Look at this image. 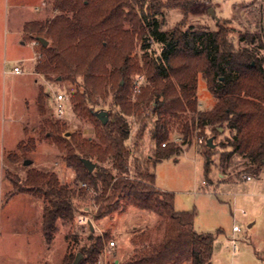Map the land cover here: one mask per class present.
<instances>
[{"label":"trees","instance_id":"obj_1","mask_svg":"<svg viewBox=\"0 0 264 264\" xmlns=\"http://www.w3.org/2000/svg\"><path fill=\"white\" fill-rule=\"evenodd\" d=\"M198 1L54 0V16L25 22L23 43L40 37L48 41L47 45L39 41L41 57L35 73L75 85L70 95L73 111L95 126L94 138L81 132L65 136L58 126L51 133L65 152L66 165L76 174V187L62 183L55 172L34 168L20 184L12 179L15 190L9 197L27 193L44 200L42 222L47 243L53 241L60 220L71 227L75 222L78 207L73 199L93 189L99 192L96 218L124 211L128 205L159 215L154 228L131 237L135 248L124 264H211L217 235L195 229L196 210L176 209L174 193L156 186L154 169L159 161L181 151L174 142L167 143L172 129L186 142L198 128L211 147L201 152L206 157L204 173L209 181L210 158L215 151L212 137L219 124L233 130L223 144L230 149L220 152L222 165L235 153L247 160L250 170L264 165V35L242 34L248 45L236 48L227 19L218 22L216 31L185 28L188 12ZM170 8H185L186 13L173 28L164 29L158 16ZM257 38L259 45L255 46ZM152 40L160 44V53L146 56L140 65L134 52L139 44L149 48ZM136 73L143 74L147 83L137 87ZM201 75L216 99L208 110L198 109ZM45 94L42 88L43 107ZM144 105L156 115L152 136L157 150L152 157H135V175L131 177V128L126 116L142 113ZM101 111L110 117L106 123L99 117ZM210 127L214 128L209 137ZM145 128L143 124L135 136L137 151ZM210 138L214 146L209 144ZM27 147L20 144L22 150ZM15 155H11L14 161ZM84 159L98 163L90 171ZM107 160L112 169L100 164ZM109 237L108 231L104 236L90 235L91 242L80 248L83 258L78 264H97ZM76 256L69 248L62 264H74Z\"/></svg>","mask_w":264,"mask_h":264},{"label":"rangeland","instance_id":"obj_2","mask_svg":"<svg viewBox=\"0 0 264 264\" xmlns=\"http://www.w3.org/2000/svg\"><path fill=\"white\" fill-rule=\"evenodd\" d=\"M206 1L199 0L193 4L185 28L193 26L216 31L218 22L227 19L233 27L230 38L236 48L248 45L242 34L264 35V0ZM53 2L0 0V264H62L69 248L78 254L80 248L91 242L90 235L104 236L107 231L110 232L109 241L115 240L116 245L107 249L104 246L97 264H124L135 248L131 237L144 229L154 228L159 220L157 213L128 205L124 211L96 218L100 203L95 197L99 192L91 189L86 196L73 199L78 209L72 227L60 220L53 241L47 243L42 222L44 200L27 193L8 196L10 191L15 190L12 179L20 184L31 168L55 172L62 183L76 187L73 182L76 174L66 165L65 152L51 136L56 126L63 129L65 136L81 132L85 137H95V126L73 111L70 95L75 91V85L35 73L37 62L33 55L39 51V45L33 46L32 41L22 43L24 22L54 16L57 11ZM209 7H214L218 18L208 13ZM185 13V8H170L164 15H159L158 20L162 28H173ZM150 42L149 48L139 44L134 52L140 65L146 56L160 53V44L153 40ZM253 45H259L258 38ZM5 58L9 60L8 63H4ZM16 64L22 67V73L4 72V69L10 70ZM133 77L137 87L147 83L143 74L136 73ZM42 88L46 93L44 107L40 100ZM55 92L67 96V110L63 115H58L55 110ZM198 102L200 110H208L216 102L202 75L198 81ZM114 109L118 107L114 106ZM126 120L131 128L128 143L132 150L129 164L133 177L135 157L138 154L152 157L156 153V141L152 136L156 115L144 105L142 113L133 112L126 116ZM143 124H146V128L138 153L134 141ZM223 127V131L216 127L215 136L212 137L215 151L210 158L212 170L209 181L204 173L206 157L201 153L211 148L206 145V136H202L196 128L192 136L183 142L184 136L174 128L167 143L174 142L181 147V151L156 164L155 183L158 188L174 193L176 209L196 210L194 224L198 232L217 235L213 242L211 264H264V165L260 169L250 170L247 160L237 153L222 165L220 152L230 149L229 146L224 148L223 144L233 135L232 129L226 125ZM213 128L207 130L209 137ZM21 143L28 147L22 150ZM12 153L17 156L15 161ZM26 159H30L31 164L26 165ZM100 164L112 169L110 160ZM247 176L252 178L247 179ZM78 214L91 219L94 229L89 223H80ZM234 225L240 229L234 230ZM41 230L43 242L40 245L37 239L41 238ZM31 237L34 243L29 241ZM36 253L42 255V260L35 261Z\"/></svg>","mask_w":264,"mask_h":264},{"label":"built area","instance_id":"obj_3","mask_svg":"<svg viewBox=\"0 0 264 264\" xmlns=\"http://www.w3.org/2000/svg\"><path fill=\"white\" fill-rule=\"evenodd\" d=\"M204 2L206 3L207 1L204 0ZM31 44L33 46L38 45L39 44V40H34L31 42ZM41 57V52L37 51L35 53V55H33V59L37 62ZM9 60L5 59V63H8ZM4 72H12L15 74H20L23 72L22 67L20 65H14V67H12V69L7 70L4 69ZM66 100H67V96L64 95L62 92H55L54 93V102H55V110L57 112L58 115H63L66 110H67V106H66ZM200 142H203V139H200ZM166 143H164L165 145ZM247 179H251V176H247ZM245 213V211H243ZM77 219L80 223H89L92 222L91 219H89L86 215L83 214H78L77 215ZM234 230H239L240 227L238 225H234ZM105 248H109V247H114L116 245V241L115 240H110L108 243L105 244Z\"/></svg>","mask_w":264,"mask_h":264},{"label":"water","instance_id":"obj_4","mask_svg":"<svg viewBox=\"0 0 264 264\" xmlns=\"http://www.w3.org/2000/svg\"><path fill=\"white\" fill-rule=\"evenodd\" d=\"M208 13H210L211 16L214 17V18H218L217 15H216V11H215L214 7H209V8H208ZM39 41H40L43 45H47V44H48V41H47L44 37H40V38H39ZM99 117L101 118V120H102L103 123H106V122L108 121V119L110 118V117L107 115V112H106V111H101V112L99 113ZM217 129H218L219 131H223V130H224L223 124H219L218 127H217ZM69 134H70V132L67 133V135H69ZM209 144H210L211 146H214V144L212 143V138L209 139ZM31 162H32V161H31L30 159H26V160H25V164H26V165L31 164ZM84 163H85L86 167H87L90 171H92V170L95 168V164H94V162H92L90 159H84ZM89 224H90V227H91L92 229H94V225L92 224V222H89ZM82 258H83V254H82L81 252H79V253L77 254V256H76V259H75V261H74V264H78L79 261H80Z\"/></svg>","mask_w":264,"mask_h":264},{"label":"crops","instance_id":"obj_5","mask_svg":"<svg viewBox=\"0 0 264 264\" xmlns=\"http://www.w3.org/2000/svg\"><path fill=\"white\" fill-rule=\"evenodd\" d=\"M27 21H29V20H27ZM24 24H25V22H24ZM24 24H23V27H24ZM23 33V32H22ZM23 43V42H22ZM23 44H25V43H23ZM5 59H7V58H5ZM5 59L3 60L4 61V63H5ZM251 178H252V176H251ZM16 195H18V194H15L14 196H16ZM13 196V197H14ZM142 216H144V215H142ZM147 216V215H146ZM158 221V220H157ZM148 227H150V226H148ZM153 227V226H152ZM40 234H41V238H39V239H37L38 240V242L40 243V245L42 244V242H43V232H42V230L40 231ZM32 238V240H29V241H31V242H33L34 243V239H33V237H31ZM36 240V241H37ZM35 241V242H36ZM35 256H34V259H36L35 261H39V260H42L41 258H42V255L41 254H34Z\"/></svg>","mask_w":264,"mask_h":264}]
</instances>
